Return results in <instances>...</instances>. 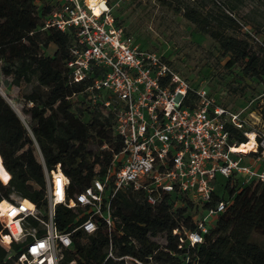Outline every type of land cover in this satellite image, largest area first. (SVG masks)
Listing matches in <instances>:
<instances>
[{
    "label": "trees",
    "instance_id": "trees-1",
    "mask_svg": "<svg viewBox=\"0 0 264 264\" xmlns=\"http://www.w3.org/2000/svg\"><path fill=\"white\" fill-rule=\"evenodd\" d=\"M51 1L0 0V74L6 84L30 88L22 96L24 118L0 92V163L11 175L7 185L0 180V202L16 194L38 208L47 205L44 164L49 169L61 165L73 195L105 173L114 154L123 148L122 138L115 132V111L101 102L93 103L88 92L101 71L95 68L85 80L74 81L68 64L74 59L75 34L47 26L51 13L64 0ZM256 1L264 6V0ZM244 2L215 0L206 9L192 0L177 11L195 32L217 43L221 55L228 58L226 66L238 67L242 80L263 82L264 25L257 27L261 23L256 16L264 19V10L259 7L242 14L239 5ZM229 129L231 143L248 142L243 131ZM147 198L145 190L133 186L119 191L112 236L106 228L93 236L77 231L64 264L73 260L76 264H103L111 241L118 256L131 255L145 263L264 264V247L253 240L254 234L264 236V183L222 178L213 201L204 206L178 190L164 193L155 205ZM221 200H230V204L217 215L203 243H182L185 231L197 229L202 211ZM74 216L71 209L57 207L61 229ZM22 251L23 244L15 243L7 251L0 243V264H17ZM105 264L120 262L108 260Z\"/></svg>",
    "mask_w": 264,
    "mask_h": 264
},
{
    "label": "built area",
    "instance_id": "built-area-1",
    "mask_svg": "<svg viewBox=\"0 0 264 264\" xmlns=\"http://www.w3.org/2000/svg\"><path fill=\"white\" fill-rule=\"evenodd\" d=\"M90 1L64 0L51 13L47 26L75 34L74 59L68 64L74 81L85 80L95 68L101 71L88 92L93 103L101 102L115 111V132L123 148L114 154L105 173L73 195L61 165L49 169L44 164L47 205L38 208L16 194L0 202L1 245L10 251L15 243L23 244L17 264H64L77 231L93 236L106 228L112 236L114 201L128 186L145 190L152 205L164 193L178 190L204 206L213 201L222 178L264 183V132H252L255 148L248 154L236 152L230 126L250 139L241 113L216 104L204 86L190 84L166 56L143 48L127 35L109 0ZM9 176L7 182L0 177L1 182L7 185ZM229 204L230 200H221L202 211L197 229L185 231L181 242L203 243L204 234L215 224L214 217ZM59 205L75 215L66 229L56 221ZM108 248L103 264L108 260L153 264L131 255L118 256L112 241Z\"/></svg>",
    "mask_w": 264,
    "mask_h": 264
},
{
    "label": "rangeland",
    "instance_id": "rangeland-1",
    "mask_svg": "<svg viewBox=\"0 0 264 264\" xmlns=\"http://www.w3.org/2000/svg\"><path fill=\"white\" fill-rule=\"evenodd\" d=\"M196 1L200 7L208 9L215 0ZM171 2L165 4L160 0H109V4L114 7L113 14L118 25L124 28L127 35L147 49L166 56L172 68L190 84L195 87L204 86L216 104L231 113H241L247 132L263 133L264 81L242 80L238 67L226 66L228 58L221 55L217 43L194 31V26L177 11V7L191 3L192 0ZM259 7L264 10V6L258 1L245 0L239 5V11L249 14ZM256 18L261 23L258 28L264 25L261 16ZM254 48L257 49L258 45L254 44ZM29 89L26 86L6 84L0 74V92L22 118V96ZM85 159L88 162L92 160L88 157ZM253 240L264 247V236L254 234Z\"/></svg>",
    "mask_w": 264,
    "mask_h": 264
},
{
    "label": "bare ground",
    "instance_id": "bare-ground-1",
    "mask_svg": "<svg viewBox=\"0 0 264 264\" xmlns=\"http://www.w3.org/2000/svg\"><path fill=\"white\" fill-rule=\"evenodd\" d=\"M96 0H91L90 2H92V4H94ZM249 137L250 139L248 140V142L243 143L241 145H237L235 146V150L236 152H241L243 154H248L250 151L253 150V148H255V140H254V134L251 132L249 133ZM0 177L7 182V180L9 179V173L6 171L5 168L2 167L1 163H0ZM6 177V179H5Z\"/></svg>",
    "mask_w": 264,
    "mask_h": 264
},
{
    "label": "water",
    "instance_id": "water-1",
    "mask_svg": "<svg viewBox=\"0 0 264 264\" xmlns=\"http://www.w3.org/2000/svg\"><path fill=\"white\" fill-rule=\"evenodd\" d=\"M1 94H2L3 96H5L2 92H1Z\"/></svg>",
    "mask_w": 264,
    "mask_h": 264
},
{
    "label": "snow or ice",
    "instance_id": "snow-or-ice-1",
    "mask_svg": "<svg viewBox=\"0 0 264 264\" xmlns=\"http://www.w3.org/2000/svg\"><path fill=\"white\" fill-rule=\"evenodd\" d=\"M5 179H6V177H5Z\"/></svg>",
    "mask_w": 264,
    "mask_h": 264
}]
</instances>
